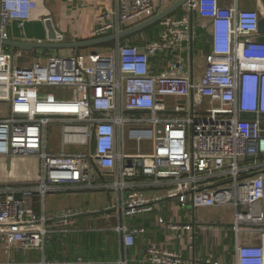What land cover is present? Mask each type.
Instances as JSON below:
<instances>
[{
  "label": "built area",
  "instance_id": "built-area-1",
  "mask_svg": "<svg viewBox=\"0 0 264 264\" xmlns=\"http://www.w3.org/2000/svg\"><path fill=\"white\" fill-rule=\"evenodd\" d=\"M113 1V9L98 16L91 38L118 34L156 15V0ZM237 1L186 4L205 21L202 29L211 28V49L202 66L191 47L196 26L189 14L162 20L161 32L143 48L118 43L107 53L77 51L50 56L46 63L35 60L27 81L14 70L15 55L0 47V101L11 105L10 117L0 120V157L36 156L43 171L37 186L4 190L0 264H12L16 251L45 248L55 230L29 200L62 184L118 194L121 205L111 209H122L116 230L127 248L144 229L130 228L125 220L152 212L165 199L194 208L231 206L237 235L263 227L264 176L247 175L264 170V43L258 41V12L240 9ZM37 8L35 0H0V40H9L12 24L23 28ZM159 57L170 63L155 71L152 62ZM44 87L72 90L75 96L57 99L42 94ZM51 124L61 125L59 152L48 151ZM250 157L251 165L241 163ZM138 176L164 187L165 194L147 198L136 191L132 179ZM193 229L175 225V238ZM260 233L259 245L237 247V264H264V229ZM143 261L185 264L183 256L157 245L147 248ZM41 264L93 263L80 258Z\"/></svg>",
  "mask_w": 264,
  "mask_h": 264
},
{
  "label": "crops",
  "instance_id": "crops-1",
  "mask_svg": "<svg viewBox=\"0 0 264 264\" xmlns=\"http://www.w3.org/2000/svg\"><path fill=\"white\" fill-rule=\"evenodd\" d=\"M37 10L23 28L16 23L9 28L10 41L65 43L93 39L90 32L98 23V16L113 9L114 1H66V0H35ZM178 0H156V15L173 6ZM221 5L230 6L235 0H219ZM238 7L264 13V0H238ZM191 15L195 23V41L191 44L194 58L199 65L204 63L205 55L210 51L211 44L207 39L211 28L202 29L205 23L195 12L188 11L186 4L172 15ZM155 15V16H156ZM153 18V17H152ZM151 19V18H150ZM149 19H140L124 28L123 31L138 26ZM203 34V42L196 56L198 28ZM157 32V34H155ZM161 32L160 24L152 26L138 34L117 43H110L79 52L114 51L117 44H132L143 48L148 41L156 38ZM2 47V46H0ZM6 53L15 55L14 70L23 81L29 80L35 60L48 56V51L22 52L2 47ZM77 51L67 52L74 54ZM70 54V55H71ZM52 55V54H51ZM54 56V55H52ZM155 71L170 62L162 57L153 59ZM164 66V67H165ZM65 90V89H63ZM75 96L72 90H66ZM11 105L0 101V120L9 118ZM60 125V124H52ZM52 148L51 151L59 152ZM49 151V144H48ZM50 152V151H49ZM253 158L241 160L251 165ZM252 174H262L264 170H254ZM255 175V176H256ZM43 178L42 161L36 157H0V202L6 197L7 188H23L37 186ZM135 190L142 192L147 198L165 194L164 187L154 186L143 176L132 179ZM119 195L113 191L97 186L83 184H62L52 186L44 197L35 193L29 204L38 216H46L55 232L43 250L16 251L12 256V264H41L44 260L64 262L84 259L93 264H149L143 261L144 254L150 245H157L163 250L183 256L185 264H237V247L259 245L261 229L250 227L249 231L236 234L233 231L235 211L231 206H214L194 208L182 206L177 200L165 199L154 204L152 212L126 219L130 228H143L132 247H125L124 238L116 228L123 222L121 208L111 209L112 204L120 206ZM264 212V200L261 203ZM242 209V208H240ZM69 214L64 218L61 216ZM175 225H188L194 228L186 231L182 239L175 238Z\"/></svg>",
  "mask_w": 264,
  "mask_h": 264
},
{
  "label": "water",
  "instance_id": "water-1",
  "mask_svg": "<svg viewBox=\"0 0 264 264\" xmlns=\"http://www.w3.org/2000/svg\"><path fill=\"white\" fill-rule=\"evenodd\" d=\"M192 0H178L173 6L168 8L165 11L158 13L153 18L147 20L146 22L130 28L128 30L122 31L118 34H111L102 38H94L90 40L84 41H72L65 43H49V42H24V41H1L0 46L10 48L11 50H20L22 52H34V51H80L84 49H92L96 47H100L103 45H107L110 43H117L121 40L127 39L135 34L140 33L152 26L160 24L162 20L172 15L176 11H178L181 7H183L188 2ZM259 42L264 43V13L259 12ZM207 39L209 44L212 43V36L207 35ZM256 174H252L251 177H254ZM14 199L16 201L22 200V194H15Z\"/></svg>",
  "mask_w": 264,
  "mask_h": 264
},
{
  "label": "rangeland",
  "instance_id": "rangeland-1",
  "mask_svg": "<svg viewBox=\"0 0 264 264\" xmlns=\"http://www.w3.org/2000/svg\"><path fill=\"white\" fill-rule=\"evenodd\" d=\"M198 28V37L201 38L200 41H198L196 43V56H199V51H200V46H201V43L203 42V33L200 32V29L199 27L197 26ZM155 34H157V32H155ZM42 52H45V51H42ZM69 51H48V56L45 55V57L43 58L44 62H47V59L48 57L54 55L55 57H69V56H72L73 54L71 53H67ZM70 52H73V51H70ZM52 54V55H51ZM71 54V55H70ZM196 64L198 65L199 63V59L197 58L196 59ZM41 93L42 94H45V95H53L55 98L59 99V98H68V97H72V93H70L69 91H66V90H63V89H60V88H54V87H44L43 89H41ZM169 105H172L173 103H175V100L174 99H168L167 100ZM48 144H49V151L50 152H54V151H51L52 148L55 149L56 151H58L60 148H61V125H49L48 126ZM148 147L145 148L146 151H148ZM191 206V205H189ZM50 227V225H49ZM51 236H55V235H49V238ZM55 238V237H54Z\"/></svg>",
  "mask_w": 264,
  "mask_h": 264
}]
</instances>
